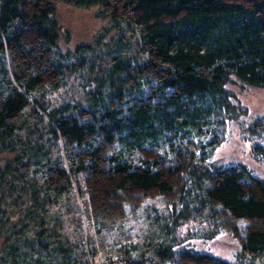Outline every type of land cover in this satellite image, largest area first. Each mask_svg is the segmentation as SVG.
<instances>
[{
  "label": "trees",
  "instance_id": "1",
  "mask_svg": "<svg viewBox=\"0 0 264 264\" xmlns=\"http://www.w3.org/2000/svg\"><path fill=\"white\" fill-rule=\"evenodd\" d=\"M65 1L88 6L102 0ZM125 5L136 16L139 38L149 54L142 63H136L139 74H131L132 59L124 55L118 41L108 75L98 78L96 70L92 75L95 80L89 81L94 87L88 89L84 104L63 95L51 108L41 99L36 103L43 111L40 119H47L50 137L86 144L90 163L98 158V137L115 142L116 147L107 155V171L119 177V188H157L163 192L169 187L158 160L134 159V150L145 143L197 133L203 118L230 107L226 85L232 77L249 86H264V14L260 3L236 0H126ZM53 13V0H0V61L4 60L7 43L22 46L21 35L27 30L8 33V24L14 20H28L32 25L37 44L27 46L26 51L36 52L40 59L37 71L33 68L28 75H15L18 86L7 78L4 82L0 79V86L5 84L8 92L0 93V233L12 214L19 211L20 218L9 224L7 237L11 240L4 249L13 263L27 256L20 252L21 245L31 243L45 255L43 260L40 250L34 248L27 256L29 263L83 264L71 248L64 247L57 228L49 225L47 207L64 192V188L48 183V175L44 177L58 165L55 160L51 163L49 138L37 134L34 126L17 121L28 107L29 94L43 81V51L57 46L59 30ZM82 47L76 48L73 56L81 65L86 63ZM53 55L48 62L50 69L65 74L73 64L64 60L70 54ZM146 73L155 78V84L144 97L141 86L150 80ZM134 77L136 86H123L124 81ZM83 168L79 165L73 171ZM57 171L62 173L63 169ZM186 172L200 190V196L196 193L194 197L203 202L202 206L220 204L236 218L264 222V197L245 190L244 182L251 176L244 167L215 165L208 170L195 162L187 166ZM39 174L41 181L37 182ZM257 183L264 192V181ZM172 222L178 225L180 217ZM168 227L165 224L167 234L171 232ZM148 248L153 257L146 260L142 255L132 264H164L173 256L167 238L160 237ZM242 250L251 255L264 254V225L248 233Z\"/></svg>",
  "mask_w": 264,
  "mask_h": 264
},
{
  "label": "rangeland",
  "instance_id": "2",
  "mask_svg": "<svg viewBox=\"0 0 264 264\" xmlns=\"http://www.w3.org/2000/svg\"><path fill=\"white\" fill-rule=\"evenodd\" d=\"M125 1L102 0L76 6L65 0H53V18L59 30L57 46L43 51V81L29 94L28 107L17 118L25 126H34L37 134L49 138L51 163L53 160L58 163L51 172L44 173V177L49 176L51 186L64 188L58 200L47 207L49 225L57 228L64 247L71 248L83 264H107L110 257H118L116 264H132V260H139L142 255L147 260L153 257L149 244L160 237L169 239L173 248L172 258L164 264H264V254L251 255L242 250L248 233L264 222L236 218L220 204L202 206L203 202L194 197L196 193L200 196V190L186 172L187 166L195 162L206 165L208 170H213L215 165L244 167L251 176L244 182L245 190L256 197H264L257 183V180L264 181V86H249L232 77L226 85L230 107L203 118L197 133L187 138L145 143L134 150V159L158 160L169 187L163 192L157 188H119V177L107 171V155L116 147L115 142L98 137V158L90 163V148L86 144L75 145L64 138L50 137L47 119H40L43 111L36 100H43L51 108V104L63 95L84 104L88 89L94 87L89 81L95 80L92 75L96 70L98 78L108 75L118 41L124 55L132 59L131 74H139L136 63H142L149 54L139 38L136 16ZM236 1L260 3L264 14V0ZM28 28L21 35V47L14 42L5 45L4 60L0 61L2 82L7 78L15 86V75L23 72L28 75L33 68L40 69L36 52L27 54L26 51L27 46L37 44L34 28L32 25ZM81 46L86 51L83 65L73 57L76 48ZM67 53L70 56L65 62L73 64L65 74L53 73L49 59L53 54ZM145 76L150 77L148 73ZM136 79L129 78L123 86H136ZM154 79L150 77L141 86L144 97L155 84ZM1 90L8 93L5 84L0 86V93ZM124 98L122 96L121 100ZM79 165L84 168L73 171ZM57 168H62L63 172L59 173ZM40 178V174L35 177L37 182ZM12 216L0 233V264H34L27 259L37 248L31 243L21 245L20 252L27 256L18 262H11L5 255L4 249L11 240L7 237L11 231L9 224L20 218V212ZM178 217L180 223L174 226L172 221ZM165 224H169L167 230H171L168 234ZM36 250H40L44 260V251L40 247Z\"/></svg>",
  "mask_w": 264,
  "mask_h": 264
},
{
  "label": "built area",
  "instance_id": "3",
  "mask_svg": "<svg viewBox=\"0 0 264 264\" xmlns=\"http://www.w3.org/2000/svg\"><path fill=\"white\" fill-rule=\"evenodd\" d=\"M29 25L30 24L28 20H25V21L14 20L13 22L8 24V33L14 34V33L25 31L28 29ZM107 259H108L107 264H116L117 262H119L118 257H110Z\"/></svg>",
  "mask_w": 264,
  "mask_h": 264
}]
</instances>
